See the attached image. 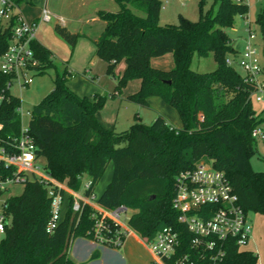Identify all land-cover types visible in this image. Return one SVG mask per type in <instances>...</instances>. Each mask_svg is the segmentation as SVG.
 I'll return each mask as SVG.
<instances>
[{
	"label": "trees",
	"instance_id": "1",
	"mask_svg": "<svg viewBox=\"0 0 264 264\" xmlns=\"http://www.w3.org/2000/svg\"><path fill=\"white\" fill-rule=\"evenodd\" d=\"M16 1L20 4L22 0ZM115 1L117 11H98L105 27L95 42L96 56L107 63L108 74L115 75L117 65L125 63L115 94L130 80L139 79V89L128 99L148 106L149 98L158 96L177 110L183 126L171 125L162 114L151 124L137 120L124 132L105 126L98 113L106 96L76 94L68 85L75 74L66 66L56 73L52 91L30 111L28 131L37 158H45L48 175L74 190L82 187L85 177L95 190L112 163L111 180L97 194L98 202L106 208L125 204L133 209L128 224L141 238L152 237L168 225L179 233L176 256L188 254L195 264H257L258 255L241 249L233 239L217 241L214 248L194 244V235L173 207L177 174L208 158L225 173L245 213L264 215V171L254 170L250 159L261 139L253 131H264V112L257 113L253 105L259 88L228 62L231 56L238 57L239 50L227 28L234 25L237 15L245 17L247 3L214 0L219 4L215 13L202 11L198 21L179 15L177 23L162 25V0ZM204 2L200 0L201 8ZM256 23L264 37V6ZM55 29L72 45L82 35L61 24ZM9 37L10 28L0 29V57ZM32 45L40 60L38 73L55 66L48 47L37 40ZM167 53L173 55V68L152 65L153 57ZM210 53L217 63L213 71L199 72L191 67L195 54L207 57ZM13 82L12 75L0 70V94L4 95L1 135L5 140L19 137L21 131L18 107L22 101L10 91ZM11 175L14 168L0 163V176ZM48 190L46 182L29 175L22 193L4 201L0 264H83L72 259L69 249L74 239L91 238L92 208L85 206L77 213L69 201L63 220L49 233ZM99 256L95 250L91 259Z\"/></svg>",
	"mask_w": 264,
	"mask_h": 264
},
{
	"label": "built area",
	"instance_id": "2",
	"mask_svg": "<svg viewBox=\"0 0 264 264\" xmlns=\"http://www.w3.org/2000/svg\"><path fill=\"white\" fill-rule=\"evenodd\" d=\"M54 17L62 24L65 22L64 18L57 17L47 6L42 8L38 21H29L16 0H0V29L10 28L7 48L0 57V70L12 75L14 82L22 87L32 82L40 66L32 45L37 40L38 26L40 22H50ZM245 27L247 36L244 48L236 59L231 56L228 62L240 68L248 81L256 82L259 88L257 92L264 93L256 29L248 19H245ZM3 100L4 95L0 94V106ZM18 112L22 114L21 106ZM3 128L4 124L0 120V163L12 166L14 175L5 178L0 176V191L12 184H23L29 175L46 182L51 198V217L47 224L49 233H53L63 220L70 201L72 210L77 213H81L85 206L92 208L93 226L88 234L96 243L119 248L133 234L128 224L130 216L127 205L121 204L115 208L101 205L97 193L91 190L90 180L82 184L79 190H74L52 178L45 168L41 170L36 163L37 147L28 127L21 126L19 137L6 140L1 135ZM253 135L263 139L264 131L257 128ZM173 207L179 212V220L194 235V244L206 243L208 248H214L217 241L233 239L243 249L252 239L253 225L240 206L239 198L225 173L203 159L177 174ZM4 228L5 217L1 215L0 231L4 232ZM141 239L159 264H195L188 254L176 256L180 237L171 226L164 225L152 237Z\"/></svg>",
	"mask_w": 264,
	"mask_h": 264
},
{
	"label": "rangeland",
	"instance_id": "3",
	"mask_svg": "<svg viewBox=\"0 0 264 264\" xmlns=\"http://www.w3.org/2000/svg\"><path fill=\"white\" fill-rule=\"evenodd\" d=\"M163 7L160 13V23H177L179 15H183L193 21H198L201 12L215 13L218 10V3L214 0H205L200 5V0H162ZM248 5V12L245 17L250 20L256 29L258 52L264 68V40L260 32V28L256 23V17L264 6V0H245ZM47 6L54 14L61 15L68 23L69 30L72 32L81 31L91 37H97L104 29L105 22L97 15L98 10L117 11L119 4L115 0H24L22 10L28 19L40 15L41 8ZM245 20L241 16H236L234 25L227 28V32L233 39L239 38L246 32L244 26ZM59 21L54 17L50 22H42L39 26L38 37L48 44L54 55L55 66L47 68L43 73H37L33 76L32 82L25 87L14 82L10 88L13 95L21 98V126L27 128L31 118L30 111L34 105L38 104L54 87V79L57 72L62 73L66 66L74 72V77L68 82L69 87L80 96L92 97L95 94L105 95L106 98L98 113L101 122L109 127L114 128L117 132H124L131 127L137 120H141L145 124H151L158 114L164 115L169 123L176 127H182V120L177 110L166 103L158 96L149 98V105L143 106L128 99V95L133 94L139 89L140 80H130L120 92L115 94L116 85L119 77L125 67L122 61L114 70L115 75L107 73V63L96 57V45L90 38H84L83 34L78 38L77 42L72 45L64 38L61 39L56 34V25ZM44 35H48L44 37ZM94 58L95 65L90 64L91 58ZM93 60V61H94ZM152 65L164 70H170L174 67V59L172 53H167L163 56L153 57ZM217 66L216 60L212 53L207 57H199L195 54L192 58L191 67L199 72L213 71ZM86 69H91L88 73ZM241 71L240 68H237ZM262 79V74L260 76ZM113 94V95H112ZM253 105L257 113L264 112V93L256 92L253 95ZM264 128V123L262 124ZM251 164L254 170L264 171V141L258 140L257 150L251 156ZM206 163H211L210 159L204 158ZM37 165L44 171L45 158L39 157L36 161ZM112 163L107 167L103 177L97 184L95 192L101 193L109 184L112 176ZM88 181L87 177L83 179V184ZM23 191V184H12L0 194V206L6 197L18 195ZM133 214V209L129 208L128 216ZM260 213L250 212L248 219ZM257 216V215H256ZM264 218V215H260ZM264 235V225H263ZM253 234V233H252ZM135 238L131 237L132 251L137 258L144 260L146 264H159L153 261V257L147 250L146 246L137 243ZM262 249L260 250V258L258 256L257 264H262L264 260V237ZM246 245L243 249H249ZM252 249V248H251ZM256 248L252 249L255 254L259 255ZM264 262V261H263ZM123 264V259H121Z\"/></svg>",
	"mask_w": 264,
	"mask_h": 264
},
{
	"label": "crops",
	"instance_id": "4",
	"mask_svg": "<svg viewBox=\"0 0 264 264\" xmlns=\"http://www.w3.org/2000/svg\"><path fill=\"white\" fill-rule=\"evenodd\" d=\"M23 1L24 0L21 1V3L19 4V7L21 9L22 14L24 15V10H22V8H21ZM41 11H42V8H41ZM40 15H41V13H40ZM40 15L35 16V17H29L28 19L25 17V15H24V17L27 20H29V21H38ZM97 15H98V13H97ZM56 16L57 17H62L61 15H56ZM56 19L58 20V18H56ZM243 19L245 20L246 17H243ZM41 23L42 22H40V24ZM40 24H39V26H40ZM59 24H61L62 26L66 27L69 30V25H68V23H67L66 20H65V22L63 24L60 23V21H59ZM39 26H38V29H39ZM244 26H245V22H244ZM104 27H105V25H104ZM38 29H37V32H36L37 41H40L42 44H44L46 47H48V44L45 41L41 40L38 37V31H39ZM69 31H71V30H69ZM73 33L83 34L84 38H90L91 41H93V43L95 45H96L95 42H96V40L98 39V37L100 35L99 34L97 37H91L90 35H87L86 33H82L79 30H78V32H73ZM56 34L58 35V37H60L61 39H63L61 37V35H59L57 33V31H56ZM46 36H48V35H44V37H46ZM246 36H247V34L245 33L244 35H241L239 38L233 39L234 46L239 50L238 54H240V52L244 48ZM263 40H264V37H263ZM256 45L258 47L257 38H256ZM95 55H96V53H95ZM52 57H53V60H54V55H52ZM94 58L95 57L91 58V60H90V64L92 66H94L95 63H96L95 60H94ZM260 62H261V59H260ZM261 66L263 68L262 62H261ZM86 70L88 71V73H91L92 72L91 69H86ZM37 73H38V71L35 73V75ZM259 140L260 141H264V138L263 139H259ZM5 190L0 191V194L3 191H5ZM7 198L8 197H6L4 199V201ZM4 201L2 202V205L0 206V216L2 215V207H3ZM256 215L252 218V221L249 219L250 222L253 225V234H252L251 241L248 243V246L249 247L251 246L252 249L256 248L255 250L259 254L258 256L260 258V250L262 249V242H263L262 239L264 237L263 231H262L263 230V225H264V218H262L260 216L261 214L260 215L256 214ZM131 237L135 238L134 240L137 243H140L143 246L145 245L143 243V240L141 239V237L139 235H137L135 232H133V234H131L130 236H128L127 239L125 240L124 244L121 247H119V248H112V247H108V246H103V245H100V244L96 243L91 238L79 237V238H76V239H74L72 241V243L70 245L69 253H70V256L72 257L73 260H75L76 262H79V263H83V264H121V259H123V264H146V262H144V260L137 258L136 255L133 253V251L131 249V247H132V242L130 241ZM3 238H4V232L0 231V241ZM251 248H249L247 250H251L252 251ZM95 250H99L100 256L98 258L91 259V256H92V254H93V252ZM147 250L149 251V253L153 257V255L150 252V250L148 248H147ZM153 261L156 262V260L154 259V257H153ZM263 261L264 260L262 259L261 260V263L262 264H264Z\"/></svg>",
	"mask_w": 264,
	"mask_h": 264
}]
</instances>
